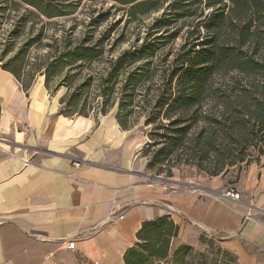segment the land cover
<instances>
[{"label":"crops","instance_id":"1","mask_svg":"<svg viewBox=\"0 0 264 264\" xmlns=\"http://www.w3.org/2000/svg\"><path fill=\"white\" fill-rule=\"evenodd\" d=\"M129 134L116 112L65 115L45 84L26 91L0 68V264H126L143 224L164 216L180 246L214 236L264 264V179L239 201L221 175L156 183Z\"/></svg>","mask_w":264,"mask_h":264},{"label":"trees","instance_id":"2","mask_svg":"<svg viewBox=\"0 0 264 264\" xmlns=\"http://www.w3.org/2000/svg\"><path fill=\"white\" fill-rule=\"evenodd\" d=\"M22 1L50 14V0ZM117 1L133 4L131 13L163 8L145 37L137 39L97 73L105 104L110 101L114 84L119 81L116 114L120 125L130 129L144 114V125L152 127L150 136H158L163 143L164 147L154 154L153 161L157 157L168 160L173 150L183 147L189 140L197 144L203 139L212 140L216 127L222 125L234 131L232 141L237 148L243 149L242 152L248 146L264 145V0ZM181 35L185 42L165 51ZM110 36L111 30H107L95 42L85 37L68 52L56 55L53 63L59 65L68 60L71 69H80L102 56L104 40ZM158 62L164 64L159 68ZM2 68L14 73L26 91L30 89L32 84H24L17 72ZM68 78L66 76L63 81ZM93 79L94 74H88L79 85L78 93ZM149 81L159 85L141 89ZM46 87L51 92L47 84ZM78 93L72 89L68 94L70 104L65 97L61 104L74 109ZM208 103L215 108L204 113L203 107ZM107 110L102 108L101 113L106 115ZM82 112L77 110L69 114L62 110L69 116L91 115ZM132 117L137 119L133 121ZM165 119L169 120L168 124ZM191 120L203 122L201 130L195 134L190 132ZM158 141L153 139L152 145ZM261 153L264 155V149ZM240 161L246 160L242 157ZM152 228L160 233V238L149 248L146 235ZM177 231L178 227L167 216L145 222L138 233L140 242L127 251L125 263L133 264V255L145 248L151 256L169 259L170 239ZM185 247L188 249L189 245L179 246L174 256ZM212 264L227 262L217 259Z\"/></svg>","mask_w":264,"mask_h":264},{"label":"rangeland","instance_id":"3","mask_svg":"<svg viewBox=\"0 0 264 264\" xmlns=\"http://www.w3.org/2000/svg\"><path fill=\"white\" fill-rule=\"evenodd\" d=\"M49 2L51 9L50 14H47L44 9L22 0H0V68L17 72L24 84H47L51 89L50 95L58 99L65 97L67 104H70L68 94L72 89L78 93L83 79L88 74H94V79L78 93L77 101L73 103L75 108L68 109L63 104L62 110L69 114L83 110V114L102 116V108H105L108 113H117L119 81L114 84L111 99L105 104L97 73L109 66L112 59L131 47L137 39L145 37L153 19L161 14L163 8L154 12L131 13L133 4H122L117 0ZM107 30H111V36L104 40L105 49L101 57L92 59L80 69H71L68 60L54 65L56 55L68 52L85 37L89 36L95 42ZM184 42L181 35L165 51L170 46L177 48ZM157 64L160 68L164 62ZM66 76L69 78L63 81ZM157 85L155 81H149L141 89L150 86L155 88ZM140 95L141 91H138V97ZM214 108L213 104L208 103L203 107V112ZM136 119L132 117L131 120ZM144 119L143 114L137 120L139 122L131 125L129 136L138 151L140 169L152 176L154 182L163 180L171 186L178 181L195 183L202 178L221 175L225 180V191L236 189L241 194V200H246L251 196V190L256 189L257 180L264 179V155L261 153L264 145L248 146L242 152L243 149L237 148L232 141L234 131L223 125L216 127L212 140L203 139L199 144L189 140L183 147L173 150L168 160L162 161L157 157L153 161L154 154L164 145L158 136H150L152 127L145 126ZM164 122L168 124L169 120L165 119ZM190 126L191 134H195L201 130L203 122L191 120ZM155 138L159 143L152 145ZM242 157L246 161H240ZM218 170L219 174H216ZM146 237L149 240L147 245L151 248L154 241L160 238V233L152 228ZM170 244L169 259L151 256L145 248L133 255V264H212L217 259H226L227 264H241L234 252L221 245L218 237H204L199 246L189 245L177 256H174V252L182 244L181 241L171 237Z\"/></svg>","mask_w":264,"mask_h":264},{"label":"built area","instance_id":"4","mask_svg":"<svg viewBox=\"0 0 264 264\" xmlns=\"http://www.w3.org/2000/svg\"><path fill=\"white\" fill-rule=\"evenodd\" d=\"M224 196L225 197H227V198H231L232 200H234V201H239L240 199H241V194H240V192L238 191V190H236V189H229V190H227V192H225V194H224ZM123 216H121V218H122ZM68 249H70V250H74L75 249V247H76V243H75V241L74 240H69L68 242H67V246H66ZM50 254H52V253H50Z\"/></svg>","mask_w":264,"mask_h":264},{"label":"water","instance_id":"5","mask_svg":"<svg viewBox=\"0 0 264 264\" xmlns=\"http://www.w3.org/2000/svg\"><path fill=\"white\" fill-rule=\"evenodd\" d=\"M159 178H161V177H159ZM162 179V178H161ZM165 180H167V179H165Z\"/></svg>","mask_w":264,"mask_h":264}]
</instances>
